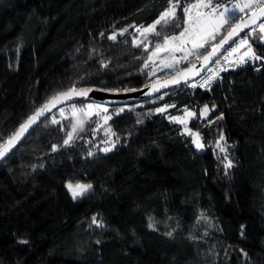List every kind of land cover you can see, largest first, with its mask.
Wrapping results in <instances>:
<instances>
[{
	"label": "trees",
	"instance_id": "trees-1",
	"mask_svg": "<svg viewBox=\"0 0 264 264\" xmlns=\"http://www.w3.org/2000/svg\"><path fill=\"white\" fill-rule=\"evenodd\" d=\"M165 7V0H0V134L6 139L73 83L131 90L196 61L153 78L148 58L162 38L149 34L145 50L133 43L129 25H148ZM263 20L238 36L262 55ZM176 23L157 30L178 34L182 14ZM113 31L117 39L109 40ZM191 84L127 102L70 100L31 129L0 160V264H264V64L239 66L210 90ZM88 101L103 102L110 115L124 108L109 121L116 134L109 142L117 144L107 153L87 141L97 116L63 146L71 119L57 118L59 108ZM213 104L202 120L199 110ZM165 105L197 114L190 124L203 150L166 112L155 111ZM221 131L226 153L215 145ZM225 156L234 165L227 173ZM67 182L92 189L73 200ZM93 216L103 227L92 224Z\"/></svg>",
	"mask_w": 264,
	"mask_h": 264
},
{
	"label": "snow or ice",
	"instance_id": "snow-or-ice-1",
	"mask_svg": "<svg viewBox=\"0 0 264 264\" xmlns=\"http://www.w3.org/2000/svg\"><path fill=\"white\" fill-rule=\"evenodd\" d=\"M165 4L166 7L159 13L158 18L152 24L147 27L140 26L136 28V31L144 38V40L148 39L149 34L154 37L162 38V42H157L152 49L149 60L159 56L161 53H167L168 55L160 61L161 65L165 68H174V66L179 64L182 60L187 61L189 57H195L196 60L201 61V64L199 68L196 64H191L189 68L183 72H177L176 76L166 81L164 84L153 85L151 89L152 91H159L160 87H166L168 84H179L181 81L187 82L190 77L199 76L201 69L206 68L209 63L219 65L220 59L218 53H220L221 49L224 48V45L229 44V42L236 44L235 47H231L227 56L224 57V60L228 63L229 67H238L249 61H264V56L257 55L254 51L249 38H241L238 43H236V40L234 39L235 37H238L244 29L249 28V25H256L258 20L264 18V0H238L237 3H232L231 6L221 3L219 0L215 3L214 0H194V2H189V0H165ZM248 12H250L251 15L248 19H245L244 15L241 14H247ZM181 14L183 26L178 34L162 35V33L157 30V25L180 26L177 25L176 22L178 19H181ZM129 27H134V25H129ZM222 30L226 31L227 34L219 40V43H212L216 40L217 36L220 35ZM258 30V39L264 42V22L259 23ZM127 31L128 29L124 28L120 29L119 33L120 35H123ZM251 33L256 34L257 28L253 27ZM100 35L104 36V33L102 32ZM107 38L109 40H116L117 32L113 31ZM144 40L134 38L133 43L137 46L142 45L145 50H148V44L144 43ZM201 49L204 50V53H201ZM241 49L246 50L241 53ZM77 51H79V49H77ZM175 53H182V55L177 57L174 55ZM235 53H240L238 58L235 61L230 60L229 58ZM103 66L107 67V64H104ZM145 66H147V62ZM208 71L211 74L203 79L202 83L194 82L190 87L196 88L199 86L201 88H209L211 83L219 76V73L221 71H227V68H209ZM257 71H259V69H257ZM81 79H83V77H81ZM92 91L93 89L90 87L78 88L76 84L73 83L66 91H58L50 96L43 105L36 108L35 111L19 125L16 131L11 133L6 139L0 134V141H2L0 142V160H3L11 152L25 132L35 125L40 117L45 116L46 113L51 112L52 109L56 108L58 105L72 100L73 97H87ZM109 91L116 90L109 89ZM131 91H135V89H131ZM169 107H175V105H165L164 107L157 108L155 111L158 113H164ZM70 108L73 123L71 125V131L66 133V139L63 141V146L70 145L76 138L78 128L83 130L85 123L93 116H101V114H103L102 119L104 125H107L108 121L112 120L113 115L118 116L124 111V108H119L112 115H109V110L104 104L95 102L89 103L85 107L79 109L75 104H71ZM215 108V104H213L211 108H209L208 105H204L199 110V117H207L211 111L215 110ZM59 112L61 117L65 119L68 118L65 116V109L63 107L59 108ZM196 116L197 114L195 112L185 108L184 116H171L169 119L172 122L184 125V134L192 138V144L197 150H203L206 145L203 142L200 131H193L188 127V120L195 118ZM221 119H223V113L216 117V120ZM51 122L53 124L60 123V121L55 118H53ZM214 122L215 121L212 120L208 121L209 124ZM137 123H142V121L138 120ZM104 131L109 137L116 135L110 126L105 127ZM223 141H225V136L221 131L219 133V138L215 141V145L220 152L226 153L228 149L222 143ZM105 143L108 144L109 141L106 140ZM113 147H115L114 142L110 147H104L102 151L107 153L111 151ZM57 148V145L52 146L53 151L57 150ZM88 155L91 156L93 153L89 152ZM224 160L226 161L224 168L227 173V169L232 168L234 165L233 161L228 159L227 156L224 157ZM66 187L73 200L83 198L92 189L91 184L80 182L75 184L68 182ZM200 219L207 220L208 217L202 213ZM149 220L148 227L150 229H155V224L152 222L151 218H149ZM92 224L97 227H103L102 221L98 220L96 216L92 217ZM243 227L244 226L241 225L242 229ZM165 235L171 237L172 232H167ZM241 235H243V232ZM192 238L195 239V237ZM20 242L23 244L28 243L27 240H22ZM96 242L98 244L100 243L99 240ZM244 255L246 256L247 254L245 253Z\"/></svg>",
	"mask_w": 264,
	"mask_h": 264
},
{
	"label": "rangeland",
	"instance_id": "rangeland-1",
	"mask_svg": "<svg viewBox=\"0 0 264 264\" xmlns=\"http://www.w3.org/2000/svg\"><path fill=\"white\" fill-rule=\"evenodd\" d=\"M215 2H217V0H214V3ZM219 2H221V3H223V4H228V6H231V4L232 3H237L238 2V0H223V1H221V0H219ZM241 15H246V14H241ZM158 18V17H157ZM157 18H155L152 22H150L148 25H150V24H152ZM262 22H264V20L262 21ZM148 25H134V27H132V29L135 31V34H136V39H141V40H144V38L143 37H141L140 36V34L136 31V28L137 27H140V26H144V27H147ZM223 31V30H222ZM243 38H246V37H243ZM241 38L240 37H238L237 39H236V43H238L239 42V40H240ZM149 36H148V39L147 40H144V43H147L148 45H149ZM236 46V44H234V47ZM151 54V53H150ZM168 54L167 53H161L159 56H157V57H154L152 60H149V58H148V65H149V67H150V69H151V73H152V76H153V78H157V77H160V76H163V75H167V74H169V73H171L173 70H175V69H177L180 65H182L183 63H185L186 61H181L179 64H176L175 66H174V68H171V69H169V68H165V67H163L162 65H161V63H160V61L165 57V56H167ZM174 55H176L177 57H180L181 55H182V53H175ZM150 56V55H149ZM195 57H189V59L188 60H191V59H194ZM187 60V61H188ZM93 102H95V103H100V104H104L103 102H100V101H88V102H86L84 105H76L77 106V108L79 109V108H83V107H85L87 104H89V103H93ZM107 108H108V106L106 105V104H104ZM204 106V105H203ZM202 106V107H203ZM164 107V106H163ZM64 109H65V116L66 117H70V119H71V125H72V123H73V119H72V117H71V108H70V105L68 106V108L67 107H63ZM119 108H122V107H119ZM118 108V109H119ZM185 108H187V109H189V110H191L192 112H193V110L191 109V108H189V107H184V108H182V109H176V108H173V107H169L168 109H167V111H166V116L169 118V117H171V116H184V110H185ZM108 110H109V108H108ZM60 113V112H59ZM109 114V113H108ZM210 114V113H209ZM102 115L103 114H101V116H97V119H96V121H95V125H94V127H93V129H92V131H91V134H90V136L87 138V141H91L92 142V144L93 145H95V146H100V148H101V150L104 148V147H110L111 146V144L113 143V141L112 142H109L108 144H106L105 143V141L106 140H108V141H110V139H111V137H109V135H107L106 133H105V131H104V128L105 127H111V129H112V126L110 125V123H109V121H108V124L107 125H104V121H103V119H102ZM110 115V114H109ZM61 117V115L59 114L58 115V117L57 118H60ZM208 117H209V115L207 116V117H204V118H201L202 120H206V119H208ZM81 118H83V117H81ZM170 120V119H169ZM174 123H176V122H174ZM178 125H181V131H183L184 132V125H182V124H180V123H177ZM188 127L189 128H191L192 129V127H191V124H190V119L188 120ZM193 130V129H192ZM71 131V130H70ZM78 131H80V129L78 128V130H77V132ZM113 131V130H112ZM194 131V130H193ZM191 140H192V138H191ZM101 142H104V143H102V145H100V143ZM114 143H115V145L117 144V141H114ZM68 183V182H67ZM67 183H66V185H67ZM77 183V182H76ZM80 183H83V182H80ZM73 184H75V183H73ZM67 188V187H66ZM70 193V192H69ZM71 195V194H70ZM72 197V196H71Z\"/></svg>",
	"mask_w": 264,
	"mask_h": 264
},
{
	"label": "water",
	"instance_id": "water-1",
	"mask_svg": "<svg viewBox=\"0 0 264 264\" xmlns=\"http://www.w3.org/2000/svg\"><path fill=\"white\" fill-rule=\"evenodd\" d=\"M251 15V13L249 12L248 14H246L245 16H244V18L245 19H248L249 18V16ZM263 18H261V20H262ZM260 20H258L257 22H259ZM249 26H253V25H249ZM227 33H225L224 35H226ZM223 35V36H224ZM222 36V37H223ZM221 37V38H222ZM220 38V39H221ZM236 38V37H235ZM234 38V39H235ZM219 39V40H220ZM219 40H217V42L216 43H219ZM229 44H231V42H229ZM229 44H226V45H224V48L227 46V45H229ZM224 48H222L221 49V52L223 51V49ZM210 50V49H209ZM220 52V53H221ZM220 53H218V55L220 54ZM206 54V53H205ZM191 64H196L197 65V67L199 68L200 67V64H201V61H198V60H196V61H194V62H192V63H190L189 65H187V66H184V67H181V68H179V69H177L176 71H174L173 73H171L170 75H168V76H166V77H163V78H161V79H158V80H155V81H152L151 83H149V84H147V85H145V86H141V87H139V88H134L135 89V91H131V90H116V91H109L108 89H101V88H93V87H90V88H92L93 89V91L92 92H90L89 94H88V96L87 97H73V99L72 100H74V99H93V98H97V99H101V100H103V101H106V102H109V103H115V102H127V101H132V100H137V99H139V98H141V97H146V96H150V95H154V94H157V93H159L161 90H163V89H165V88H168V87H170V86H173V85H175V84H168L166 87H160V89H159V91H156V92H154V91H152L151 89H152V86L153 85H161V84H164L166 81H168V80H170V79H172L174 76H176V74H177V72H183L184 70H186L187 68H189L190 66H191ZM204 69H201V71H200V73L203 71ZM196 76H193V77H190L189 78V80H192V79H194ZM66 91V90H65ZM66 102H68V101H66ZM65 102V103H66ZM64 104V103H63ZM62 105V104H61ZM58 106H60V105H58ZM57 106V107H58ZM39 108V107H38ZM54 109V108H53ZM52 109V110H53ZM50 113V112H49ZM49 113H46L45 114V116H47ZM45 116H42V117H40V119H39V121L35 124V125H33L32 127H30L29 129H28V131L27 132H25V134L21 137V139L17 142V144L15 145V147L25 138V136L27 135V133L31 130V129H33ZM27 119V118H26ZM25 119V120H26ZM24 122V121H23ZM19 127V126H18ZM16 131V130H15ZM14 131V132H15ZM14 147V148H15ZM13 148V149H14ZM12 149V150H13ZM11 150V151H12ZM11 153V152H10ZM9 153V154H10ZM8 154V155H9ZM7 155V156H8ZM6 156V157H7Z\"/></svg>",
	"mask_w": 264,
	"mask_h": 264
},
{
	"label": "built area",
	"instance_id": "built-area-1",
	"mask_svg": "<svg viewBox=\"0 0 264 264\" xmlns=\"http://www.w3.org/2000/svg\"><path fill=\"white\" fill-rule=\"evenodd\" d=\"M231 47H234V45H230L228 47H225L223 49V51L218 55L219 59H220V64L219 65H216L214 63H209L207 65L206 68H204V70L200 73L199 76H196L194 79H192V83L194 82H199V83H202L203 82V79H205L208 75H210L211 73L208 71L209 68H213V69H218V68H227V71H221L219 73V76L211 83L210 87L209 88H202V89H205V90H210V88L213 86V84H215L217 81H219L222 77L223 74L225 73H228L234 69L237 68V66H232V67H229L228 63L225 62L224 60V57L227 56L228 54V51L231 50ZM227 50V51H226ZM246 49H241V53L243 51H245ZM255 51V50H254ZM256 52V51H255ZM257 53V52H256ZM240 53H235L233 54L229 59L232 60V61H235L238 56H239ZM257 55H260V56H264L260 53H257ZM215 59V58H214ZM248 63L252 64L254 67H259L261 66V64L263 63L264 64V61H260V60H257V61H249ZM244 65V64H243ZM242 66V65H240ZM239 67V66H238ZM199 87V86H198ZM201 88V87H200ZM194 131H197V129H193Z\"/></svg>",
	"mask_w": 264,
	"mask_h": 264
}]
</instances>
